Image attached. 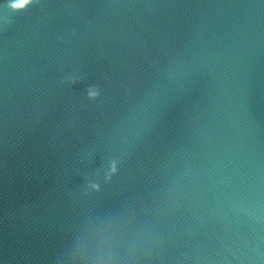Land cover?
Returning <instances> with one entry per match:
<instances>
[{"label": "water", "instance_id": "water-1", "mask_svg": "<svg viewBox=\"0 0 264 264\" xmlns=\"http://www.w3.org/2000/svg\"><path fill=\"white\" fill-rule=\"evenodd\" d=\"M0 264H264V0H0Z\"/></svg>", "mask_w": 264, "mask_h": 264}]
</instances>
